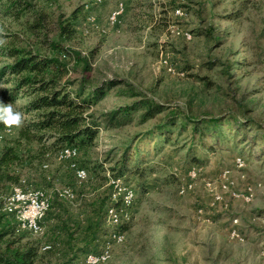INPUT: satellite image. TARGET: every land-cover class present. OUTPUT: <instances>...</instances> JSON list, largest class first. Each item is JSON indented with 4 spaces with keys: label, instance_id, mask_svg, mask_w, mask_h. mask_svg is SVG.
<instances>
[{
    "label": "rangeland",
    "instance_id": "1",
    "mask_svg": "<svg viewBox=\"0 0 264 264\" xmlns=\"http://www.w3.org/2000/svg\"><path fill=\"white\" fill-rule=\"evenodd\" d=\"M120 1L125 3L121 22L110 25L109 14ZM178 1L185 6L183 18L174 15L173 0H32L35 10L45 16L39 36L27 29L26 20L34 21V15L16 20L0 14V43L9 39L6 33L14 32L24 44L47 48L42 40L58 37L59 15L68 17L82 5L76 33L61 41L82 52L91 69L84 71V62L77 59L72 77L88 75L93 85L111 79L125 83L109 90L91 109L99 115L131 103L135 98L129 96L127 85L166 107L146 122H140L139 111L132 122L102 127L94 144L78 146V162L91 176L84 184L73 183L67 163L56 155L46 161L45 172L37 174L38 184H33L43 185L51 199H57L53 214L65 205L70 221L82 220L84 225V215L94 211L90 206L108 191L106 175L135 134L151 129L170 111L195 118H223L222 132L228 142L219 144L211 133L205 145L198 136L190 149V130L157 154L148 150L147 164L155 168L150 180L126 176L138 192L133 219L125 242L115 245L111 258L101 264H264V0ZM89 13L99 27L88 25ZM172 25L192 31L193 38L176 35ZM164 54L185 72L183 76L165 69L160 62ZM4 61L0 57V65ZM26 100L20 98L18 104ZM232 116L247 124L253 119L256 125L231 128L227 122ZM237 157L244 158V167L235 166ZM192 166L200 168V177L193 190L180 195L181 178L187 177ZM225 169H231L229 177L240 193L248 184L255 185L250 200L233 197L228 191L223 201L213 202V192H222L219 181ZM25 174L32 179V171ZM209 181H215L211 188ZM68 185L75 195L83 193L88 204L80 199L79 204L71 203L60 196ZM55 224L52 218L43 224L41 233L29 232L43 245L46 240L56 242ZM233 228L239 237L231 235ZM85 234L81 227L75 238L84 241Z\"/></svg>",
    "mask_w": 264,
    "mask_h": 264
},
{
    "label": "trees",
    "instance_id": "2",
    "mask_svg": "<svg viewBox=\"0 0 264 264\" xmlns=\"http://www.w3.org/2000/svg\"><path fill=\"white\" fill-rule=\"evenodd\" d=\"M173 1V7L175 4L185 7L178 4L179 1ZM33 5L32 0H0V14L16 20L24 15H34V21L26 20L27 29L39 36L40 29L44 27L45 16L35 10ZM82 13L83 6L80 5L68 17L60 14L57 20L58 37L42 40L47 42V48L30 43L24 44L14 32L6 33L9 39L0 43V57L5 58L0 65V102L4 106L11 104L14 112L22 114L20 126H5L0 121L1 195L8 194L15 186L41 188L43 185H35L38 184L37 174L43 175L46 161L55 156L62 147L92 145L102 127L132 122L136 112L141 111L140 122H146L166 110L165 105L142 95L132 85H127L129 96L135 98L131 103L119 105L99 115L91 109L109 90L125 83L123 80L111 79L93 85L88 75L80 79L72 77L77 59L84 62V71L91 69L89 59L83 56L82 52L66 47L61 41L63 38H71L76 33V24ZM199 32L203 34L202 31ZM20 98L27 100L23 104H18ZM222 120L223 118L219 117L181 116L176 111H170L151 129L135 134L125 145L110 173L106 175L108 182L111 177L130 182L126 177L128 174L142 180H150L155 168L147 164L150 158L148 150L154 149L157 154L166 143L190 130L191 134L187 139V142H190V149L196 145L198 136L199 142L205 145V138L211 133L218 138L219 144L228 142L222 132ZM247 122L249 124L232 116L227 126L233 128L235 125L240 128L246 124L247 127L256 125L253 119H248ZM8 128H12V132L8 133ZM97 169L95 167L96 171ZM69 170L73 173L74 184L76 182L84 184L91 179L90 172L88 179L78 180L75 173L70 168ZM27 171L33 172L32 179L25 176ZM45 176L50 178L47 174ZM108 186V191L90 206L94 211L84 215L86 220L84 225H81V219L76 223L70 221L65 205L53 214L55 203L59 205L57 199L53 198L43 224L56 218L52 231L58 239L52 243L46 240L45 245L42 240L36 239L29 231L22 229L13 214L2 212L0 207V264H80L85 253L96 251L108 240L110 227H105V224L107 210L112 203L113 189L112 185ZM59 194L61 196V193ZM75 196L73 201L77 204L79 199L83 204H88L83 193ZM71 223L75 228H70ZM129 225L122 227L127 231ZM81 227L86 233L84 241L75 238Z\"/></svg>",
    "mask_w": 264,
    "mask_h": 264
},
{
    "label": "built area",
    "instance_id": "3",
    "mask_svg": "<svg viewBox=\"0 0 264 264\" xmlns=\"http://www.w3.org/2000/svg\"><path fill=\"white\" fill-rule=\"evenodd\" d=\"M93 1L95 3H100L103 0ZM124 12L125 3L120 1L109 14V24L118 25L121 22V17ZM185 14L186 12L182 6L177 5L174 7V15L176 17L182 18ZM86 22L90 26L99 27L96 17L91 13L86 16ZM172 32L178 36L184 37L186 40H191L193 38L192 32L182 28L180 25H172ZM160 62L169 73L179 76L185 74L184 71H181L176 67L169 54L162 55ZM7 132H12V128H8ZM79 153L78 147L69 145L62 147L56 155L59 161L67 163L68 168L75 173L78 180H86L89 178V171L87 168L79 164ZM244 165V158L237 157L235 160V166L242 168ZM45 166L47 167V164ZM230 172L231 169H225L222 172V177L219 181L222 187V192H213V202L217 203L223 201V193L228 191L233 197H243L245 200H250L251 196L254 195L255 185L252 184H248L245 191L240 193L229 177ZM186 176L187 177L183 176L181 178L182 183L179 187L180 195H185L187 192L195 188L194 184L200 177V168L197 166L190 167ZM108 183L113 187L112 203L107 210L106 216V223L110 227L108 240L96 251L85 253L80 264H101L108 261L112 256L114 246L124 243L126 240L127 231L122 226L129 225L132 222L138 192L130 182L122 178L111 177ZM214 183L215 181H209L207 182V186L211 188ZM60 193L71 201L76 197L70 187L63 188ZM51 201L52 199L49 193L42 188H24L22 186H15L8 194L0 197V207L4 212L13 214L22 229L32 233H41L44 226L43 220L47 211L50 209ZM118 205L120 206L118 207ZM236 221L237 220H235V222ZM231 233L233 237L240 236L236 228H233Z\"/></svg>",
    "mask_w": 264,
    "mask_h": 264
},
{
    "label": "clouds",
    "instance_id": "4",
    "mask_svg": "<svg viewBox=\"0 0 264 264\" xmlns=\"http://www.w3.org/2000/svg\"><path fill=\"white\" fill-rule=\"evenodd\" d=\"M0 121H2L5 126H20L22 124V114L14 112L11 104L4 106L2 102H0Z\"/></svg>",
    "mask_w": 264,
    "mask_h": 264
}]
</instances>
